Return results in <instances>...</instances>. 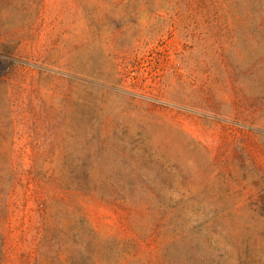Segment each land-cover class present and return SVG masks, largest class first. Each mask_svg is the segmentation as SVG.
I'll return each mask as SVG.
<instances>
[{"label": "rangeland", "instance_id": "rangeland-1", "mask_svg": "<svg viewBox=\"0 0 264 264\" xmlns=\"http://www.w3.org/2000/svg\"><path fill=\"white\" fill-rule=\"evenodd\" d=\"M13 172L5 264H264V0H0Z\"/></svg>", "mask_w": 264, "mask_h": 264}, {"label": "trees", "instance_id": "trees-1", "mask_svg": "<svg viewBox=\"0 0 264 264\" xmlns=\"http://www.w3.org/2000/svg\"><path fill=\"white\" fill-rule=\"evenodd\" d=\"M18 172H13L14 176L9 181L10 177H7L5 175H1L0 173V224L2 223V219H4L3 215L8 218H10L11 215V199L12 196L15 194V186L14 181L17 177ZM6 186H10V191H6ZM7 237L0 231V264H5L7 259Z\"/></svg>", "mask_w": 264, "mask_h": 264}]
</instances>
